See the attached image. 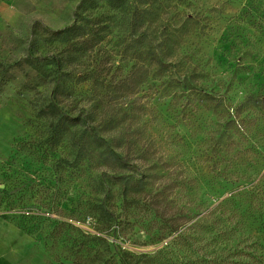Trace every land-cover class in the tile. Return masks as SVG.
<instances>
[{
	"label": "rangeland",
	"instance_id": "rangeland-1",
	"mask_svg": "<svg viewBox=\"0 0 264 264\" xmlns=\"http://www.w3.org/2000/svg\"><path fill=\"white\" fill-rule=\"evenodd\" d=\"M85 1L0 0V259L151 264L143 255L162 252V264H264V238L233 229L216 209L233 173L223 151L235 146L224 140L229 115L248 97H264V0H167L170 12L155 16L153 45L176 23L174 6L192 17L177 56L198 69L193 93L163 92L150 75L134 94L106 97L97 109L91 83H77L95 52L69 58L49 41L75 23ZM116 41L110 36L104 49L115 53ZM113 59L111 75L125 79L130 66ZM61 83L72 89L62 105L74 115L116 116L128 140L123 166H100L99 152L80 161V131L53 139L49 105ZM141 176L152 185L148 193L125 198L121 179ZM94 207L114 209L123 231L95 230L85 215ZM174 221L187 222L169 235ZM78 229L106 241L83 239Z\"/></svg>",
	"mask_w": 264,
	"mask_h": 264
},
{
	"label": "trees",
	"instance_id": "trees-1",
	"mask_svg": "<svg viewBox=\"0 0 264 264\" xmlns=\"http://www.w3.org/2000/svg\"><path fill=\"white\" fill-rule=\"evenodd\" d=\"M166 2L168 1L160 0L158 5H154L151 0H87L79 8L72 26L50 36L49 41L65 48L69 58L84 57L95 52L93 63L77 79V83H91L93 97H96L93 106L95 109L105 107L106 97L134 94L139 85L147 82L150 75L162 81L163 92L170 91L188 97L193 93V86L198 84V69L177 56L181 48L180 42L193 24L192 17L181 13L178 5L174 6L178 16L176 23L172 26L169 24L167 33L162 31L160 39L156 38L157 45H153L155 16L160 18L170 12ZM110 36L113 41L117 40L115 53L104 49V43ZM113 55L124 66H130V73L125 79L116 80L115 74L111 75L115 67ZM61 62L63 63V59ZM63 73L61 70V78ZM59 89L60 86L56 85L49 105V126L53 139L71 134L72 131H80V161L99 152L100 158L103 157L100 159V166H123V151L125 141L128 140L121 134L122 129L116 116L97 112L90 117L79 113L74 115L62 105L72 89L63 87L62 83L61 92ZM229 116L227 125L230 133L226 134L224 140L235 146L229 147L227 143L223 151L228 157L227 167L233 169V173L227 177L229 180L233 179L234 183L228 180L231 187L227 188L226 193L229 195L216 209H219L222 216H228V222L233 221V229L254 232L264 238V97H248L237 107L236 114ZM113 134L118 136L112 137ZM121 180L124 197L134 196L132 198L135 200L146 195L152 186L144 176L124 177ZM236 182L239 184L235 186ZM85 215L93 217L95 230L100 233L112 231L116 234L123 231L114 209L109 211L106 207H94ZM76 219L82 218L76 216ZM186 222L171 223L169 235L178 232ZM61 225L68 230L69 224L63 222ZM77 232L81 238L90 239L94 243L106 241L102 236H88L79 229ZM156 253L159 254V260L154 259ZM143 256L151 264L163 263L162 252ZM167 260L166 256L164 262L167 263Z\"/></svg>",
	"mask_w": 264,
	"mask_h": 264
},
{
	"label": "crops",
	"instance_id": "crops-1",
	"mask_svg": "<svg viewBox=\"0 0 264 264\" xmlns=\"http://www.w3.org/2000/svg\"><path fill=\"white\" fill-rule=\"evenodd\" d=\"M0 264H10V263L5 259H0Z\"/></svg>",
	"mask_w": 264,
	"mask_h": 264
}]
</instances>
